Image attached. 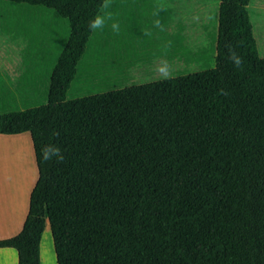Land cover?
Wrapping results in <instances>:
<instances>
[{"label": "trees", "instance_id": "trees-1", "mask_svg": "<svg viewBox=\"0 0 264 264\" xmlns=\"http://www.w3.org/2000/svg\"><path fill=\"white\" fill-rule=\"evenodd\" d=\"M218 1L212 69L67 100L103 0H0V19L68 24L48 69L0 74V135L27 133L36 170L22 230L0 240L18 264H40L46 221L56 264H264V58L252 0Z\"/></svg>", "mask_w": 264, "mask_h": 264}, {"label": "rangeland", "instance_id": "rangeland-1", "mask_svg": "<svg viewBox=\"0 0 264 264\" xmlns=\"http://www.w3.org/2000/svg\"><path fill=\"white\" fill-rule=\"evenodd\" d=\"M109 3L111 6L106 11L112 14V20L103 29L94 31L79 63L77 77L67 92V100L162 80L156 72L160 60L170 65L171 78L214 67L218 0H109ZM249 14L258 53L264 58V0H252ZM2 18L0 74H17L26 57L33 63L40 59V67L44 71L48 69L66 40L68 24L63 22L61 26L51 12ZM19 19L29 27L32 38L29 43L17 23ZM113 22L119 23V32L111 29ZM39 93L42 97L43 92ZM1 144L18 152V159L24 165L18 170L20 178L25 177L27 169L31 171L30 184L17 190L0 179V197L10 203L15 200L21 203L36 177L31 147L29 150V143L24 141ZM11 181L15 184L13 177ZM4 231L11 232L9 226ZM48 240L52 242L49 233L42 241L43 260L48 256ZM51 256L54 258L53 251Z\"/></svg>", "mask_w": 264, "mask_h": 264}, {"label": "crops", "instance_id": "crops-1", "mask_svg": "<svg viewBox=\"0 0 264 264\" xmlns=\"http://www.w3.org/2000/svg\"><path fill=\"white\" fill-rule=\"evenodd\" d=\"M23 135H25L26 137ZM18 141H22V142L24 141L25 144L29 143L27 145L30 150L31 147L30 138L27 133H23L19 135H0V143L18 142ZM31 153H32V149H31ZM32 165L36 173L33 153H32ZM12 177L13 176L8 175L7 178L3 181L4 183L8 184L10 188L13 189V187L15 188V186L14 184H12L11 181ZM35 182H36V177L34 183L32 184V186L30 185L31 187L29 188L26 196L24 197L23 201H21V203H19L18 200H15L13 201V203H10L9 201L3 200V198H1L2 196L0 197V228H1L0 240L14 237L22 230L24 221L28 213L29 195L35 185ZM5 226H9L11 232L6 233L4 231ZM47 233L50 234V226L48 221H46L45 223L44 231L40 241V248H39L40 264H56L55 254H54V258L51 256L52 251L54 253L53 244L52 242H49V240L47 242L48 256L46 254L45 260H43V257L41 255L42 241ZM0 264H18L16 251L13 249H0Z\"/></svg>", "mask_w": 264, "mask_h": 264}, {"label": "clouds", "instance_id": "clouds-1", "mask_svg": "<svg viewBox=\"0 0 264 264\" xmlns=\"http://www.w3.org/2000/svg\"><path fill=\"white\" fill-rule=\"evenodd\" d=\"M109 0H103L100 5L101 11L96 14L92 19H90L88 28L90 31H95L98 29H103L106 26L107 21L112 20V14L106 10L110 8ZM156 24L159 25V21H156ZM111 29L114 32H119L120 25L117 22L111 23ZM230 49V55L228 59L232 62L234 68H240L243 65V57L235 51V49L228 46ZM156 72L162 79H170L172 77V71L170 65L166 60H160L156 68ZM221 94L227 95V93L221 89ZM41 159L44 162H49L55 159L56 162H63L64 155L59 147L55 145H46L41 149Z\"/></svg>", "mask_w": 264, "mask_h": 264}, {"label": "bare ground", "instance_id": "bare-ground-1", "mask_svg": "<svg viewBox=\"0 0 264 264\" xmlns=\"http://www.w3.org/2000/svg\"><path fill=\"white\" fill-rule=\"evenodd\" d=\"M10 148L11 147L7 145H3V144L0 145V179L2 178L3 180H5L8 175L13 176L15 182L14 186L16 187L17 190L18 188H20V186L24 187L30 184V181H32L30 176L31 171L27 169V172L25 173V177L20 178L18 170L20 167H23L24 165L23 162H21L22 160L19 161L18 159V152L16 150H11ZM18 176L19 179H17ZM22 191H24L23 194H25V190Z\"/></svg>", "mask_w": 264, "mask_h": 264}]
</instances>
